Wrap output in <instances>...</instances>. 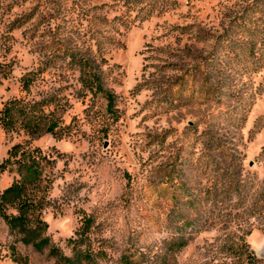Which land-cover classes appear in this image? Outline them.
Here are the masks:
<instances>
[{
	"label": "rangeland",
	"instance_id": "obj_1",
	"mask_svg": "<svg viewBox=\"0 0 264 264\" xmlns=\"http://www.w3.org/2000/svg\"><path fill=\"white\" fill-rule=\"evenodd\" d=\"M12 99L46 102L60 129L0 130V162L15 144L53 160L41 216L64 255L86 215L95 264H249L241 243L264 260V0H0ZM17 239L0 218V264L12 246L56 264Z\"/></svg>",
	"mask_w": 264,
	"mask_h": 264
},
{
	"label": "trees",
	"instance_id": "obj_2",
	"mask_svg": "<svg viewBox=\"0 0 264 264\" xmlns=\"http://www.w3.org/2000/svg\"><path fill=\"white\" fill-rule=\"evenodd\" d=\"M3 77L6 74L2 75ZM82 84L94 93H101L107 101V108L111 110L113 95L103 89L99 76L94 72L82 73ZM29 80H24L27 87ZM48 104L44 101L33 104L23 103L12 99L2 103L0 108V130L4 132L24 130L28 135L35 136L41 133L59 136L57 123L51 118V112L46 113ZM53 160L45 155L38 147L24 144L11 146L5 158L0 162V172H9L14 175L12 183L0 193V218L8 227L11 234L23 245H30L35 251L42 252L47 249L48 256L56 264H95V254L86 246V240L92 224L90 217L81 218L80 232L76 239H69L71 255H64L46 235L47 223L42 219L41 213L46 205V193L52 183L51 165ZM180 240L174 244L172 250H179L185 246ZM247 244L241 243L233 253L244 257L249 264L261 262L252 251H248ZM10 258L18 264H25L22 257L16 254L14 246L11 247ZM118 264H134L128 256H123Z\"/></svg>",
	"mask_w": 264,
	"mask_h": 264
}]
</instances>
